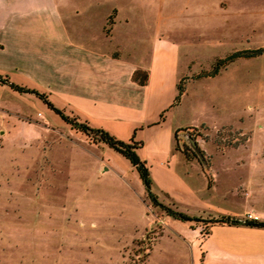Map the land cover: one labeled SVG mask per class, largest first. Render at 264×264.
<instances>
[{
  "label": "rangeland",
  "instance_id": "374dc122",
  "mask_svg": "<svg viewBox=\"0 0 264 264\" xmlns=\"http://www.w3.org/2000/svg\"><path fill=\"white\" fill-rule=\"evenodd\" d=\"M61 14L71 37L133 63L152 35L173 37L175 140L197 158L179 151L198 161L208 192L227 195L215 204L229 216L252 218L248 198L264 215V51L221 62L264 48V0H63ZM29 100L33 123L0 132V264H144L153 246L147 264H175L177 234L193 247L204 239L221 213L166 223L125 158Z\"/></svg>",
  "mask_w": 264,
  "mask_h": 264
},
{
  "label": "crops",
  "instance_id": "0c3cea01",
  "mask_svg": "<svg viewBox=\"0 0 264 264\" xmlns=\"http://www.w3.org/2000/svg\"><path fill=\"white\" fill-rule=\"evenodd\" d=\"M62 3L0 0V78L45 94L65 114L119 140L133 136L140 142L136 153L147 166L151 190L160 202L190 216L201 212L232 215L215 204L227 195L208 192L198 161L186 160L174 149V132L184 125L181 110L174 105L178 42L169 35H152L143 62L126 61L123 54L112 55L110 50L94 49L71 37L62 18ZM134 71L145 72L142 85L132 78ZM3 96L12 100L11 105L2 101ZM29 96L34 95L17 93L0 83V132L7 133L22 118L27 126L33 123L30 107L21 104L30 101ZM24 135L21 139H29ZM102 145L103 151L109 149ZM247 200L243 212L264 220ZM165 217L166 223L173 219ZM176 236L185 244L175 264H264V228L212 224L196 247L182 235ZM153 250L154 246L144 264Z\"/></svg>",
  "mask_w": 264,
  "mask_h": 264
},
{
  "label": "trees",
  "instance_id": "16d2710c",
  "mask_svg": "<svg viewBox=\"0 0 264 264\" xmlns=\"http://www.w3.org/2000/svg\"><path fill=\"white\" fill-rule=\"evenodd\" d=\"M110 19V18H108ZM264 51L263 47L251 49V50H242V51H235L228 55L226 58L221 60V62L231 60L234 57H252L258 55ZM216 70V66L214 67ZM138 71H134L132 78L142 85L146 79L145 72L142 73L141 76L138 75ZM0 83L6 84L11 90L17 93H31L37 99H39L48 109L53 111L59 118L71 128L82 132L87 136H91L95 142H99L104 144L106 147L110 148L111 150L115 151L123 158H125L130 166L134 169L138 179L143 184L146 197L148 198L150 205L153 207H158L161 211L164 212L166 216H169L173 219L178 221H200L202 220L199 216H190L185 212L177 209L174 205L170 204H163L160 202L155 193L151 190L152 181L150 179L147 166L143 160H141L137 153L136 149L140 145L139 141H135L133 136L129 138L128 141H122L115 138L113 135L109 134L107 131L103 130L102 128H94L90 127L85 122L78 121L77 118L73 115L65 114L61 109L55 107L47 98V96L43 93H40L34 89L26 88L17 84H14L4 78H0ZM181 89L179 88L178 84H176V95L174 101L178 98ZM161 118V116H160ZM174 140H175V132H174ZM174 149L180 150L186 158L194 157L197 158V155L194 152H188L182 147H178L176 140ZM205 223L209 225L212 224H226V225H244L248 227H256V228H264V220L258 218H237L234 216L223 215L220 214L216 217H210L205 220Z\"/></svg>",
  "mask_w": 264,
  "mask_h": 264
}]
</instances>
